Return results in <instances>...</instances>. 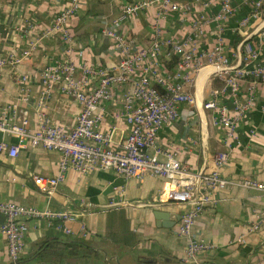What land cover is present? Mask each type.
Instances as JSON below:
<instances>
[{"label": "crops", "instance_id": "1", "mask_svg": "<svg viewBox=\"0 0 264 264\" xmlns=\"http://www.w3.org/2000/svg\"><path fill=\"white\" fill-rule=\"evenodd\" d=\"M140 1L144 0H80L77 13L69 19L74 47L68 54L66 42L52 26L69 0H0V55L19 59L3 69L0 108H15L14 122L21 123L25 118L30 132L39 130L43 123L73 128L82 105L59 85L42 97V71L69 56L78 67L77 79L82 77L80 66L84 63L114 70L122 54L115 39L105 35L108 26H114L135 48L153 45L156 25L162 41L192 37L191 43L199 52L216 46L223 27L225 54L232 58H236L242 42L235 45L237 34L243 41L253 37L252 42L261 43L260 20L238 28L239 20L251 10L248 0H233L235 14L225 22L215 20L221 0H175L182 10L169 11V18L159 15L163 6L155 1L122 19L125 7ZM258 46L264 61V44ZM173 56L161 42L154 66L159 75L175 72L177 63L169 66ZM152 61L148 58L145 63ZM198 62L199 73L195 72L194 81L186 84L196 102L179 105L178 120L159 130L156 146L149 152L155 154L159 148L160 159L164 153L174 152L189 169L219 168L221 175L232 181L228 187L212 191L214 202L193 225V237L211 244V248L200 252L195 260L185 261L188 238L178 233V226L192 206L164 196L170 185L168 178L151 174L125 177L102 168L84 173L70 166L56 193L48 197L36 189L33 177L58 175L63 153L8 135L7 141L20 149L15 157L0 151V202L74 214V219L64 222L71 233L44 218L25 219L28 230L19 264H264V191L240 183L244 179L264 183V84L257 86L254 106L226 143L225 127L216 125V114L204 107L216 88L214 68L205 58L199 57ZM139 75L138 69L129 82L114 84L111 98L102 101L96 111L101 116L99 130L111 131L110 148L119 152L125 151L123 143L131 130L124 115L125 94L133 89ZM21 76L27 80L22 82ZM96 83L93 79L90 87ZM219 100L229 106L231 114L235 113L231 99ZM219 152L229 153V160L220 167L215 161ZM4 221L0 212V264H13L7 237L1 231ZM256 224L259 227L253 229Z\"/></svg>", "mask_w": 264, "mask_h": 264}, {"label": "built area", "instance_id": "2", "mask_svg": "<svg viewBox=\"0 0 264 264\" xmlns=\"http://www.w3.org/2000/svg\"><path fill=\"white\" fill-rule=\"evenodd\" d=\"M155 1H160L163 8L159 15L169 18L170 12L182 10L175 0H144L127 5L122 19L137 13L139 10L150 7ZM208 1V0H201ZM69 5L60 11L54 20L52 30L58 33L67 44V53L74 47V35L69 26V19L75 15L80 7V0H69ZM251 10L239 20L240 29L246 28L256 20L262 22L258 31L260 42L264 44V19L262 7L264 0H248ZM170 11V12H169ZM233 0H221V8L215 15L219 22L227 21L235 14ZM119 21V20H118ZM118 21L114 23L117 24ZM155 40L148 48H135L114 26L106 27L104 33L113 37L117 48L122 54L121 61L114 70L93 67L84 63L80 66L82 77L77 79V66L71 56L66 60H57L48 64L42 71V83L45 97L57 85L70 97L80 102L82 109L77 117V124L68 129L63 126H51L43 123L39 130L30 132L27 120L21 123L14 122L17 115L15 108H0V151H7L10 156L18 155L20 146L7 141L8 135L16 136L20 142L28 141L33 146L41 145L48 149H56L63 153L58 175L47 177L35 175L33 177L36 189L51 197L64 181L66 170L72 166L78 171L88 172L95 168L113 169L125 177L142 178L146 174L166 177L170 180L169 188L164 196L175 203L190 204L192 208L182 215L178 226V233L188 238L185 261L196 259L197 255L211 248V244L193 237L192 230L196 217L214 202L212 191L216 188H225L232 181L221 175L219 168L212 171H193L182 163L174 152H166L163 159L159 158L161 150L156 148L155 154L149 152L156 146V137L159 130L166 125H172L179 118V105L196 102L195 95L187 89L186 84L194 81V73L200 71L199 57L205 58L214 68L216 78L222 80L223 85L215 88L212 98L204 102V107L216 114L214 123L226 129V143L235 136L237 126L244 115L252 109L255 93L259 83L264 84V61L261 56V43L251 40L241 42L236 58L225 54L222 33L220 29L218 43L210 50L199 52L191 43L192 37L184 40L168 38L161 40L160 28L154 26ZM202 32L201 28L199 29ZM161 42L166 44L171 53L178 57L177 69L172 74L159 75L155 64L159 58ZM29 52L26 51L25 54ZM151 58L152 63H145ZM233 59H236L234 62ZM19 62V59L5 58L0 55V85L3 69L8 64ZM140 75L134 82L132 90L125 94V118L130 125V133L123 143L124 152L110 148L111 131H101L98 128L101 119L96 111L102 101L111 98V87L114 84L123 85L132 79L138 71ZM97 79L96 85L91 88V82ZM22 82L27 80L21 76ZM244 82L246 85L244 87ZM220 97L231 99L235 113L229 112V106L220 102ZM229 160L228 152H219L215 161L218 167ZM245 187L264 191V183L252 179L240 182ZM0 212L5 221L1 227L7 237L9 253L13 264H18L25 247V236L28 230L25 219L44 218L56 222L59 228L68 233L72 230L64 226V222L74 219V214L52 209H38L24 206L15 202H0ZM264 219V212L262 214ZM258 224L253 226L257 229ZM84 229V226H82Z\"/></svg>", "mask_w": 264, "mask_h": 264}, {"label": "trees", "instance_id": "3", "mask_svg": "<svg viewBox=\"0 0 264 264\" xmlns=\"http://www.w3.org/2000/svg\"><path fill=\"white\" fill-rule=\"evenodd\" d=\"M261 12H262V18L264 19V5H263V7H262ZM235 38H236V40H235V45H237L239 42L243 41V39H242L240 36H238V34L236 35ZM252 39H253V37H252L250 40H252ZM177 61H178V57H176V55H174L173 58L171 59V64H170L169 66H170V67H174V66L176 65ZM213 85H214V87H216V88H220V87L223 85V82H222V80H220L219 78H216V79L213 81ZM19 261H20V260H19ZM18 264H19V262H18Z\"/></svg>", "mask_w": 264, "mask_h": 264}]
</instances>
